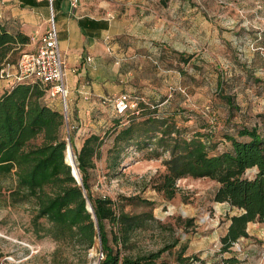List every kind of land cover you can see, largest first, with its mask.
<instances>
[{"label": "rangeland", "instance_id": "rangeland-1", "mask_svg": "<svg viewBox=\"0 0 264 264\" xmlns=\"http://www.w3.org/2000/svg\"><path fill=\"white\" fill-rule=\"evenodd\" d=\"M144 1L133 5L130 13L135 21L144 14L149 16L144 23L146 27L139 26L136 31L153 37L158 32V36L166 33L169 39L179 41L178 47H183L188 56L184 61L177 50L162 47L166 52L162 53L161 62L156 60L159 53L148 57L146 78L141 84L144 95L168 92L172 98L177 91L186 92L184 98H177L185 119L179 124L191 126L195 120V129L198 122L206 124L199 114L202 111L206 119L215 118L214 141L219 149L223 144L222 132L230 131L231 121L264 132V56L255 48L259 44L255 39L264 32V0H183L181 17L175 14L176 0ZM34 49V44L24 45L17 60L23 52ZM180 69L193 71L194 80H189L195 86L182 85ZM187 90L194 92L190 94ZM224 95L232 96L238 108L231 109L230 115ZM144 99L149 101L147 96ZM59 109L65 114L61 103ZM66 122V138L72 137L70 145L76 154L84 136L68 118ZM99 133L103 134L101 129ZM111 138H105L102 154L92 171V194L105 195L122 204L126 211L147 212L152 218L131 235L128 245L116 246L111 240L110 244L134 250L167 247L163 257L170 261L184 249L186 254H196L206 264H226L219 255L220 237L228 217L236 210L227 203L212 200L217 183L207 177H182L176 181V194L167 199L152 184L164 172L162 161L168 153L153 156L147 148L128 147L120 165L108 169L105 156ZM253 173L254 169L246 171L249 177ZM14 186L13 174L0 176V264H96L102 258L99 238L86 251L68 239L55 240L36 232L32 223L34 202L13 203L8 193ZM39 222L47 225L45 219ZM106 229L111 238L108 223ZM247 229L248 236L234 243L224 256H236L232 264H264V221L250 222Z\"/></svg>", "mask_w": 264, "mask_h": 264}, {"label": "trees", "instance_id": "trees-1", "mask_svg": "<svg viewBox=\"0 0 264 264\" xmlns=\"http://www.w3.org/2000/svg\"><path fill=\"white\" fill-rule=\"evenodd\" d=\"M255 40L259 43L255 48L264 56V32ZM28 42L29 37L18 28L9 29L7 22L0 21V70L6 64H16L18 53ZM165 52L163 48L158 50L156 60L161 62ZM177 53L187 61L184 51ZM179 73L182 85L188 87L189 78L194 80L195 74L184 69ZM50 88L49 83L24 80L0 94V176H15V186L8 193L13 203L34 202L32 223L36 232L55 240L68 239L86 251L99 238L103 256L96 264H206L198 255L186 254L184 249L170 261L163 257L167 247L134 250L110 244L111 240L116 246L128 245L131 235L152 218L147 212L126 211L110 197L92 194V171L102 154L105 138L112 137L105 156L108 169L120 165L128 147L147 148L153 156L168 153L162 161L164 172L152 184L167 199L176 194V181L182 177H207L217 183L212 200L227 203L236 210L228 217L226 230L220 237L219 255L223 257L222 263L235 261L236 256L225 258L224 254L240 238L248 236L249 222L264 221V132L231 121L230 131L222 132L223 144L219 149L214 141L215 118L206 119L202 111L199 114L206 124L198 122L197 129L195 120L191 126L179 124L185 119L178 99L184 98L186 92L177 91L172 98L168 92L127 94L129 104L136 102L134 108L129 106L122 114L115 109V116L101 129L102 135L94 132L83 137L75 154L81 176L78 183L71 174L70 163L64 162L68 147L66 115L52 103ZM223 99L229 115L231 109H238L232 96L224 95ZM36 140L39 142L35 143ZM248 169H254L250 177L246 175ZM87 201L93 211L87 209ZM40 219H45L47 225ZM106 223L110 225L111 238Z\"/></svg>", "mask_w": 264, "mask_h": 264}, {"label": "crops", "instance_id": "crops-1", "mask_svg": "<svg viewBox=\"0 0 264 264\" xmlns=\"http://www.w3.org/2000/svg\"><path fill=\"white\" fill-rule=\"evenodd\" d=\"M144 2L78 0L73 6L71 0H0V21L27 35L29 42L25 45L36 47L38 38L49 28L52 14L64 59L63 80L68 91L65 115L82 136L99 132L112 120L116 114L115 97L144 95L141 87L148 57L162 47L185 50L166 33L158 36V32L153 37L136 31L139 26L146 27L149 16L144 14L135 21L130 13L133 5ZM175 5V14L181 17L184 1L176 0ZM169 6L170 3L168 11ZM8 87L6 81L0 80V94ZM52 103L62 106L58 96L52 98Z\"/></svg>", "mask_w": 264, "mask_h": 264}, {"label": "built area", "instance_id": "built-area-1", "mask_svg": "<svg viewBox=\"0 0 264 264\" xmlns=\"http://www.w3.org/2000/svg\"><path fill=\"white\" fill-rule=\"evenodd\" d=\"M77 2L78 0H71L73 6ZM86 60L90 61L91 57L87 56ZM63 78L64 59L58 47L57 29L51 14L49 28L38 38L35 49L23 52L16 64H6L0 70V80L6 81L9 87L15 82L24 80H39L51 84L49 93L61 99L62 109L66 114L68 91ZM126 97L120 95L114 98L115 109L120 114L124 113L129 106L132 108L136 106L135 101L129 104Z\"/></svg>", "mask_w": 264, "mask_h": 264}, {"label": "bare ground", "instance_id": "bare-ground-1", "mask_svg": "<svg viewBox=\"0 0 264 264\" xmlns=\"http://www.w3.org/2000/svg\"><path fill=\"white\" fill-rule=\"evenodd\" d=\"M69 143L67 146V149L65 150V159L68 163H70L73 170L76 172L77 177L79 178V171L77 170V161L75 160V154L74 151Z\"/></svg>", "mask_w": 264, "mask_h": 264}, {"label": "water", "instance_id": "water-1", "mask_svg": "<svg viewBox=\"0 0 264 264\" xmlns=\"http://www.w3.org/2000/svg\"><path fill=\"white\" fill-rule=\"evenodd\" d=\"M66 140H67V144H66V147H67V145H68L69 143H71V142H70V137H67ZM64 162H65L66 164H68V163L66 162V160H65V157H64ZM68 165H69V164H68ZM70 167H71V165H70ZM77 170L79 171L78 168H77ZM71 174L73 175V177L75 178V180H76L78 183H81V176H80V173H79V178H78L76 172L73 170L72 167H71ZM87 209H88L89 211H93L92 206H91V204H90L89 201H87Z\"/></svg>", "mask_w": 264, "mask_h": 264}]
</instances>
